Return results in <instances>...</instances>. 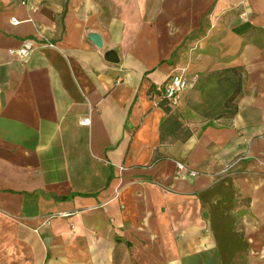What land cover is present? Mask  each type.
I'll return each mask as SVG.
<instances>
[{"label": "crops", "instance_id": "0c3cea01", "mask_svg": "<svg viewBox=\"0 0 264 264\" xmlns=\"http://www.w3.org/2000/svg\"><path fill=\"white\" fill-rule=\"evenodd\" d=\"M22 1L0 0V264H264V0Z\"/></svg>", "mask_w": 264, "mask_h": 264}, {"label": "built area", "instance_id": "2783aa9c", "mask_svg": "<svg viewBox=\"0 0 264 264\" xmlns=\"http://www.w3.org/2000/svg\"><path fill=\"white\" fill-rule=\"evenodd\" d=\"M22 5L29 7L30 11H36L37 6L30 4L26 1L21 2ZM11 23L16 25L19 23L15 18L11 19ZM43 45L49 48H56V45L45 38H42ZM33 50V44L25 41L22 46L16 50H9V54L20 61L26 60ZM189 83L184 71H176L169 75L164 83H162L156 90L159 101L168 105L169 107L175 106L180 101L182 93L188 88ZM88 119H82V124H87ZM177 174L182 175L187 172L190 176H196L197 172L188 170L183 163H176ZM189 171V172H188Z\"/></svg>", "mask_w": 264, "mask_h": 264}, {"label": "rangeland", "instance_id": "374dc122", "mask_svg": "<svg viewBox=\"0 0 264 264\" xmlns=\"http://www.w3.org/2000/svg\"><path fill=\"white\" fill-rule=\"evenodd\" d=\"M224 188V192H226V194L223 196V198L219 201L217 205L219 209H222L225 206L226 208H233L235 211L236 206H247L250 203V199L244 194H242L241 188H238L235 182L232 183L230 181L229 184H225ZM234 214L235 213H233V215ZM52 218V215H49L47 217L48 220Z\"/></svg>", "mask_w": 264, "mask_h": 264}, {"label": "trees", "instance_id": "16d2710c", "mask_svg": "<svg viewBox=\"0 0 264 264\" xmlns=\"http://www.w3.org/2000/svg\"><path fill=\"white\" fill-rule=\"evenodd\" d=\"M107 60H111V61H117V57H116V54L114 52H108L106 54V57H105ZM226 71H235V69H226ZM241 83V81H240ZM239 92V90H237V88L235 89L233 95L230 97V99L226 102V105L227 106H230L232 105V102L235 100V97L237 95V93ZM163 108L166 110V111H170V107L168 105H165L163 103Z\"/></svg>", "mask_w": 264, "mask_h": 264}, {"label": "water", "instance_id": "95a60500", "mask_svg": "<svg viewBox=\"0 0 264 264\" xmlns=\"http://www.w3.org/2000/svg\"><path fill=\"white\" fill-rule=\"evenodd\" d=\"M89 40L97 47H101V38L98 34H89L88 35Z\"/></svg>", "mask_w": 264, "mask_h": 264}]
</instances>
